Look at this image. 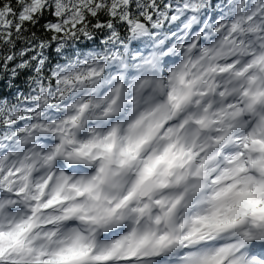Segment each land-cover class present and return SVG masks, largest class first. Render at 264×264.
<instances>
[{
	"label": "clouds",
	"instance_id": "1",
	"mask_svg": "<svg viewBox=\"0 0 264 264\" xmlns=\"http://www.w3.org/2000/svg\"><path fill=\"white\" fill-rule=\"evenodd\" d=\"M58 3L0 74V264H264V0Z\"/></svg>",
	"mask_w": 264,
	"mask_h": 264
},
{
	"label": "snow or ice",
	"instance_id": "2",
	"mask_svg": "<svg viewBox=\"0 0 264 264\" xmlns=\"http://www.w3.org/2000/svg\"><path fill=\"white\" fill-rule=\"evenodd\" d=\"M156 3L159 4V0ZM60 7L58 3L56 8H48L46 0H0V74L16 83L21 72L31 70L38 73L41 70L46 63V51L57 46L51 42L57 41L58 35L68 34L69 30L62 25L75 23L71 17L61 20ZM100 7V0H96L94 8L89 10L90 18L98 16L95 9ZM76 14L79 15V11ZM83 20L81 17V22ZM125 22L131 23V20ZM97 26L103 28L106 25L101 22ZM37 28L46 35L38 34Z\"/></svg>",
	"mask_w": 264,
	"mask_h": 264
},
{
	"label": "trees",
	"instance_id": "3",
	"mask_svg": "<svg viewBox=\"0 0 264 264\" xmlns=\"http://www.w3.org/2000/svg\"><path fill=\"white\" fill-rule=\"evenodd\" d=\"M36 31L38 34H42V29L37 28ZM30 74H31V70H25L21 72L18 79L16 80V83H21L23 80H26L27 76H29Z\"/></svg>",
	"mask_w": 264,
	"mask_h": 264
}]
</instances>
